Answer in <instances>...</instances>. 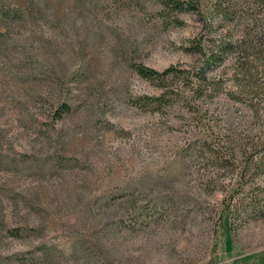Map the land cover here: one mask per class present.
I'll list each match as a JSON object with an SVG mask.
<instances>
[{
  "label": "rangeland",
  "instance_id": "rangeland-1",
  "mask_svg": "<svg viewBox=\"0 0 264 264\" xmlns=\"http://www.w3.org/2000/svg\"><path fill=\"white\" fill-rule=\"evenodd\" d=\"M0 4L14 9L0 15V264H264L262 155L228 135L196 153L206 135L183 101L133 104L158 89L132 63L195 61L196 14L166 26L157 0ZM221 103L205 120L261 136ZM248 202L262 211L227 213Z\"/></svg>",
  "mask_w": 264,
  "mask_h": 264
},
{
  "label": "trees",
  "instance_id": "trees-1",
  "mask_svg": "<svg viewBox=\"0 0 264 264\" xmlns=\"http://www.w3.org/2000/svg\"><path fill=\"white\" fill-rule=\"evenodd\" d=\"M159 13L166 26L183 25V13H194L201 22L199 32L184 46V50L197 55L193 63L171 65L162 71L143 64L132 63L136 73L153 83L158 94H143L134 99V106L146 112H161L177 101H183L194 119L199 120L206 138L191 147L206 155L210 150H222L220 141L228 135L230 142L252 159L258 173L264 172V0H157ZM13 10L0 4V15L13 17ZM19 11L16 10V15ZM242 105L246 115L238 116L241 122L249 116L260 125L261 136L249 139L250 131L243 136L237 127H226L214 117L222 107L221 100ZM215 103L216 107H210ZM62 107L70 109L67 103ZM205 117V118H204ZM249 139V140H246ZM246 140V141H245ZM208 141L214 142L210 146ZM234 149V146L231 147ZM226 154L216 155L217 164L223 165ZM242 205V206H241ZM261 204L252 206L229 204L230 216L251 209L262 211Z\"/></svg>",
  "mask_w": 264,
  "mask_h": 264
}]
</instances>
